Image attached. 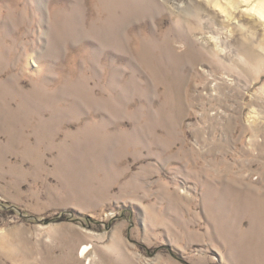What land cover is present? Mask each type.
I'll return each instance as SVG.
<instances>
[{
	"label": "rangeland",
	"instance_id": "1",
	"mask_svg": "<svg viewBox=\"0 0 264 264\" xmlns=\"http://www.w3.org/2000/svg\"><path fill=\"white\" fill-rule=\"evenodd\" d=\"M257 1L0 0V264H264Z\"/></svg>",
	"mask_w": 264,
	"mask_h": 264
},
{
	"label": "bare ground",
	"instance_id": "2",
	"mask_svg": "<svg viewBox=\"0 0 264 264\" xmlns=\"http://www.w3.org/2000/svg\"><path fill=\"white\" fill-rule=\"evenodd\" d=\"M196 3H194V5H195ZM199 6V5H198ZM198 6H193V12H194V18H193V20L191 19V22L192 23H194L195 25L193 26V25H191L190 27H191V31H193V30H195V31H199V30H201V29H203L204 28V25H202L201 23L199 24V15H200V13H201V11H202V9L203 8H200V7H198ZM252 11H253V15L255 14L256 16H258V18L259 19H264V0H259V1H257V3L256 4H254L253 5V7H252V9H251ZM257 18V19H258ZM189 21H190V19H189ZM190 22V23H191ZM189 27V26H188ZM189 27V28H190ZM220 29V28H219ZM190 31V30H189ZM250 31H251V29H250ZM253 31V30H252ZM210 33H214V31L213 30H211L210 29V31H209ZM255 34V33H254ZM221 36H219V37H213L214 38V40H215V43L213 44V48L214 49H212V54H214V55H216V56H220V57H222L224 60H226V61H228V62H233V61H235L234 59V55H232V52L230 51V48H229V43H227V41H225V39H223V38H220ZM252 38V37H251ZM255 38V37H254ZM261 41V40H260ZM263 41V40H262ZM164 48L166 49V50H168L169 48V44L167 43V42H165L164 44ZM186 46H187V44H186ZM187 48H188V46H187ZM232 49V48H231ZM241 51V50H240ZM240 53V52H239ZM238 55V53L235 55V56H237ZM231 59V60H230ZM248 59V58H247ZM201 59H200V57H197V56H195V55H193V56H190L189 58H188V62H190V63H192V64H196V63H198V61H200ZM206 62L208 61V59H204ZM249 60V59H248ZM249 63V62H248ZM88 250H87V248L86 247H84L83 249H82V251H81V254H82V256L86 259V261H87V263L89 264V260L87 259V258H89V255H86V252H87Z\"/></svg>",
	"mask_w": 264,
	"mask_h": 264
}]
</instances>
